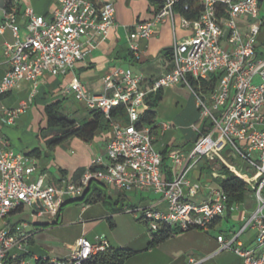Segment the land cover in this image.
Listing matches in <instances>:
<instances>
[{"label": "built area", "instance_id": "1", "mask_svg": "<svg viewBox=\"0 0 264 264\" xmlns=\"http://www.w3.org/2000/svg\"><path fill=\"white\" fill-rule=\"evenodd\" d=\"M159 1L153 17L136 23L129 33V48L138 56L135 41L150 38L167 18L174 28L178 13L179 26L190 34L174 39L168 71L145 81L129 68H118L103 77L102 92H90L76 78L63 88L64 95L71 94L88 110H99L108 119L120 103L127 116V122L110 123L104 153L94 156L77 180L47 182L44 174L36 173L33 157L14 152L0 140V264H86L106 253L111 246L105 235H98L94 242L81 236L71 252L59 258L29 251L36 230L34 219L58 215L60 205L82 198L91 181L119 191L159 195L150 207L127 209L140 211L151 232L162 224L207 231L215 219L225 215L228 197L217 186L210 187L207 199L195 201L204 186L189 178L188 172L201 160L212 165L213 178L221 166L248 178L257 206L239 233L231 239L219 235L217 241L221 249L232 250L245 264H264V54L257 52L262 26L259 0H194L200 10L192 19L176 10L179 0ZM20 8V0H0V34L8 29L12 35L11 42L2 44L8 68L0 79V95L21 81L37 84L46 74L66 75L114 26L115 8L110 1L57 0L49 16L37 14L30 6ZM184 9H189L188 3ZM176 85L187 87L196 97L199 116L191 128L197 137L190 149L169 151L172 177L167 179L162 156L153 145L151 125L139 122L149 107L145 97ZM27 107L28 102L22 101L5 111L6 118L12 120ZM160 202L166 205L164 211L153 208ZM25 208L30 209V219L17 220ZM248 227L256 229V238L251 247L244 248L237 240ZM188 261L198 264L192 257Z\"/></svg>", "mask_w": 264, "mask_h": 264}, {"label": "crops", "instance_id": "2", "mask_svg": "<svg viewBox=\"0 0 264 264\" xmlns=\"http://www.w3.org/2000/svg\"><path fill=\"white\" fill-rule=\"evenodd\" d=\"M94 1L99 3L102 1H110L114 5V26L110 30L107 38L99 41L97 46L91 49L86 59L83 62L76 63L74 68L66 75L52 76L46 74L37 84L29 81H21L11 91L0 95L1 143L10 147L16 153L33 157L37 163L36 173L44 174L46 181L53 184H58L61 178L71 179L73 181L77 180L84 169L90 165L91 159L94 156L104 153L105 142L111 135V126L109 125L108 128L97 132L91 141L86 142L78 137H72L53 148H47L44 140L38 138L39 129L45 126L44 106L49 102L61 100V111L64 114L70 116L77 122L89 119L90 112L83 102L76 101L71 94H63V88L71 79L76 78L80 80L90 92L94 93L103 91V77L118 68H129L134 73L142 76L145 81H148L171 68L167 57L164 55V50L172 47L174 39L182 40L190 34L187 29L179 26V14L177 13L175 15L174 28L172 20L167 18L156 27L154 34L150 38L135 41L139 48V55L136 56L129 48V33L133 31L136 23L150 20L153 17L160 6V1ZM20 5V11L24 7L30 6L37 14L49 16L57 8V0H20ZM263 5L264 0H259V16L262 19V26L258 35L257 52L260 55L264 54V15L260 14ZM176 10L179 11L177 8ZM19 21L23 22L21 19ZM6 33H8L11 40L5 41L11 42L12 35L10 30H5L4 34H0V36ZM3 42L0 45V79L8 68L2 50ZM68 100L70 102L69 108L63 107V103ZM22 101L28 102V107L12 120L7 119L5 111L17 108ZM74 103H77V105L74 106ZM163 124L157 121L156 115L153 124L155 129L152 133L153 145L162 156L164 177L171 179L172 171L171 160L168 157L169 151L173 148L190 149L197 135L193 138L191 145L185 148L184 146L176 144V139H179L177 138L178 136L169 133L172 125L169 124L167 128H164ZM23 127L25 128L24 132L35 134L36 143H32L34 146H29L30 144L27 145L26 142H22V136L13 134H17L19 132L18 130ZM35 148H39L40 152L38 156L28 154ZM207 166L209 164L205 160L199 161L188 172V177L198 180L202 185L204 181H208L212 184L214 182L216 185H209V187L219 186L218 181L211 176V173H208ZM248 190L246 189L245 199ZM127 192H131L133 195L128 197ZM108 195L110 196V204L113 203L114 205V202L117 201V205L107 206L109 203L103 202L92 204L83 203L80 207H75L73 214L69 215L66 211V205L79 203L66 201L60 205L58 215L54 217L43 216L34 219L33 223L35 224L36 230L30 239V254L59 258L71 252L75 246V241L79 237L83 236L90 242H94L98 235H105L113 249L126 248L136 251L132 257L125 259L123 264H131L133 258H137L138 260L134 264H189L188 259L190 257L187 259L182 255V249L178 245L179 238L189 230L173 235L158 245L147 249L151 234L148 231L146 223L141 219V212L136 211L140 213V216L136 218L135 215H130L134 213L133 211L129 212L127 210L150 207L154 204L155 200L160 198L159 195L147 191H119L116 189L113 192L108 190ZM208 196L209 191L204 187V192L195 201L200 203L207 199ZM245 199L243 202L235 203L230 208H227L225 215L215 219L211 226L217 225L223 218L228 219L234 214L236 217H244L253 208L254 204L257 206V201L252 203L249 200L246 202ZM131 200L132 202H130ZM139 203L144 204L140 205ZM241 205L244 206L241 207ZM120 206H122V209L115 210ZM165 207L164 202L153 206L154 209L161 211H164ZM15 218L17 220H29L30 209L25 208ZM63 227H68L72 231L69 235L60 236L58 237L59 239H56L55 242L57 245L51 247L49 250L52 256L34 252L35 247L47 245L45 244L47 242H44V240L48 239L47 236L50 237L54 230ZM96 227L99 229L98 232H95ZM242 227H239L238 230L233 228L228 238H224L231 239L241 231ZM248 228L250 231L246 233L248 230L246 228L237 240L244 248L251 247L256 238V229L252 227ZM212 251L217 252V255L228 252L235 257L233 262L225 264H245L243 259L232 250L221 249L218 241L215 249ZM211 259L203 261L200 264H207Z\"/></svg>", "mask_w": 264, "mask_h": 264}, {"label": "trees", "instance_id": "3", "mask_svg": "<svg viewBox=\"0 0 264 264\" xmlns=\"http://www.w3.org/2000/svg\"><path fill=\"white\" fill-rule=\"evenodd\" d=\"M184 3H188L189 9H184ZM176 8L183 16L192 19L199 15L200 5L194 0H179ZM164 55L167 57L171 65L172 49H165ZM161 99L162 89H159L155 93H149L145 97L149 107L142 113L139 124L145 123L151 125V133H153L155 129L153 126L156 119V112L154 108L161 101ZM89 112V119L77 122L61 111V100H55L47 103L44 106L45 126L39 129L38 138L44 140L47 148H53L54 146L72 137H78L88 142L93 139L97 132L108 128L112 121L122 120L127 122L125 106L122 103L111 109L110 119L106 118L99 110H89ZM39 152V148H35L28 154L38 156ZM212 168V165L207 166L206 169L208 173H212ZM214 179L218 181L219 186L227 194L228 208L235 203L243 202L245 199L246 189L250 188L248 185V178L245 175H235L233 172L227 170L225 166L218 168V175L214 177ZM108 200L110 202L107 187L96 181H91L82 198L70 202L92 204L97 202L106 203ZM114 205H117V201L114 202ZM120 209H122V206L117 207L115 210ZM148 231L151 234V239L147 245V249L158 245L159 243L165 241L173 235L183 232L184 230H181L178 227L162 224L158 231L151 232L149 229ZM135 253L136 251L131 249H113L111 247L106 253L96 255L92 262H88L86 264H123L125 259L132 257Z\"/></svg>", "mask_w": 264, "mask_h": 264}, {"label": "rangeland", "instance_id": "4", "mask_svg": "<svg viewBox=\"0 0 264 264\" xmlns=\"http://www.w3.org/2000/svg\"><path fill=\"white\" fill-rule=\"evenodd\" d=\"M261 15H264V5L263 9L260 13ZM5 40H11L8 33L5 35L0 36V45ZM73 101V100H72ZM70 102L69 100L67 102L63 103V107L69 108ZM77 103H74V106H76ZM73 108V107H71ZM156 115H157V121L159 123H166L171 124V128L169 130V133L174 134L178 136V140L176 139V144L186 147H189L191 145V142L193 138L197 135V133L191 128V125L195 123L198 120V110L196 107V97L194 93L188 89L185 86L179 85V86H170V87H164L162 88V99L157 104V106L154 108ZM69 110V109H67ZM72 110V109H70ZM264 113V108H263ZM25 128H21L18 130L17 134L13 133L14 135H20L22 136V142H26L29 146H34L33 144L36 143L35 134H29L24 132ZM185 136V137H184ZM33 143V144H32ZM242 172H246L245 168H242ZM249 175L250 173L247 172ZM204 187L207 191H209L210 187L209 185L216 186L213 182L210 183L208 181L203 182ZM109 191L113 192V188L109 187ZM264 194V190L262 192ZM128 197L133 195L131 192L126 193ZM251 201L252 203H255L256 197L254 192L249 188V190L246 193V199L245 201L248 202ZM132 202V200L130 201ZM109 203V200L106 202ZM140 205H143L144 203H139ZM83 205L81 204H74L70 203L67 204V213L69 215H72L75 211V207H80ZM102 205V204H99ZM115 206V205H113ZM244 205H241L243 207ZM256 205L254 204L253 208L248 211L244 217H236L235 214L231 216L230 218L226 219L223 218L221 222H219L215 226H210L208 231H205L203 229H196L192 228L188 232H186L182 237L179 238V247L182 249V252L187 259L189 257L194 258L196 261H198V264L202 263L203 261H206L210 258L211 260L208 261L207 264H225L228 262H233L235 257L232 254H229L228 252H225L223 254L217 255V252H213L212 250L215 249L217 245V235L220 234L225 238H228L230 235V231H232L233 228H236L238 230L239 227L244 226L246 223L248 216L255 210ZM131 208V207H129ZM132 210V209H129ZM130 215H135L136 218L140 216L139 212H134ZM14 219L13 216H10V219ZM147 225V224H146ZM148 228V227H147ZM43 229V228H42ZM248 233L250 231L249 228H247ZM98 228H95V232H98ZM71 229L68 227L58 228L54 230L51 233V236L44 240V242H47L46 246L35 247L34 252L41 253V254H48L49 256H52V253L49 252L50 248L53 246H56L57 243L55 242L56 239H59L60 236L69 235L71 233ZM138 260L137 258H133L131 261V264L136 263Z\"/></svg>", "mask_w": 264, "mask_h": 264}, {"label": "water", "instance_id": "5", "mask_svg": "<svg viewBox=\"0 0 264 264\" xmlns=\"http://www.w3.org/2000/svg\"><path fill=\"white\" fill-rule=\"evenodd\" d=\"M79 200V199H78ZM69 201H74V200H69Z\"/></svg>", "mask_w": 264, "mask_h": 264}]
</instances>
